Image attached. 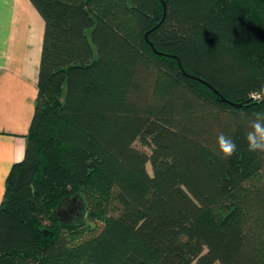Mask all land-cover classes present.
Returning <instances> with one entry per match:
<instances>
[{
    "label": "trees",
    "instance_id": "trees-1",
    "mask_svg": "<svg viewBox=\"0 0 264 264\" xmlns=\"http://www.w3.org/2000/svg\"><path fill=\"white\" fill-rule=\"evenodd\" d=\"M31 1L38 93L0 264H264V152L245 139L264 112V0ZM73 200L98 230L64 216Z\"/></svg>",
    "mask_w": 264,
    "mask_h": 264
},
{
    "label": "crops",
    "instance_id": "crops-1",
    "mask_svg": "<svg viewBox=\"0 0 264 264\" xmlns=\"http://www.w3.org/2000/svg\"><path fill=\"white\" fill-rule=\"evenodd\" d=\"M44 31V18L31 0H0V176L6 178L25 155Z\"/></svg>",
    "mask_w": 264,
    "mask_h": 264
},
{
    "label": "clouds",
    "instance_id": "clouds-1",
    "mask_svg": "<svg viewBox=\"0 0 264 264\" xmlns=\"http://www.w3.org/2000/svg\"><path fill=\"white\" fill-rule=\"evenodd\" d=\"M264 95V87L258 92L252 93V98L257 99ZM254 119L249 122V130L246 133L245 139L250 152H264V112H256ZM217 143L220 152L225 159L232 157L238 150L237 143L224 133L217 136ZM6 177L0 176V203L3 202L7 193Z\"/></svg>",
    "mask_w": 264,
    "mask_h": 264
},
{
    "label": "rangeland",
    "instance_id": "rangeland-1",
    "mask_svg": "<svg viewBox=\"0 0 264 264\" xmlns=\"http://www.w3.org/2000/svg\"><path fill=\"white\" fill-rule=\"evenodd\" d=\"M135 145L143 150H146L149 152V148L141 145L139 141L135 143ZM148 170L151 172V166L148 164ZM64 210L62 213L66 216V214H69L68 220L69 221H76L78 222L81 219H84V225H85V230L87 231L86 233H91L93 230H98L102 226V222L99 217L96 215H93L91 211L88 213L85 211V207L82 204V201L78 200H73V202H66L64 205ZM72 211L73 213H70ZM73 214V215H71ZM43 225H49L51 222L49 220H44ZM93 231V232H94Z\"/></svg>",
    "mask_w": 264,
    "mask_h": 264
},
{
    "label": "water",
    "instance_id": "water-1",
    "mask_svg": "<svg viewBox=\"0 0 264 264\" xmlns=\"http://www.w3.org/2000/svg\"><path fill=\"white\" fill-rule=\"evenodd\" d=\"M164 2V1H163ZM165 14H166V4L164 3V17H165ZM160 24V23H159ZM158 26V25H157ZM147 35H148V33H147ZM147 35H146V37H147Z\"/></svg>",
    "mask_w": 264,
    "mask_h": 264
},
{
    "label": "flooded vegetation",
    "instance_id": "flooded-vegetation-1",
    "mask_svg": "<svg viewBox=\"0 0 264 264\" xmlns=\"http://www.w3.org/2000/svg\"><path fill=\"white\" fill-rule=\"evenodd\" d=\"M70 213H73L72 211H70ZM71 215H73V214H71ZM65 216V215H64Z\"/></svg>",
    "mask_w": 264,
    "mask_h": 264
}]
</instances>
